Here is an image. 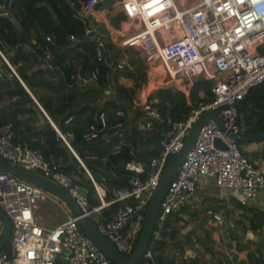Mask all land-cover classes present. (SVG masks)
Returning a JSON list of instances; mask_svg holds the SVG:
<instances>
[{
    "label": "built area",
    "instance_id": "built-area-1",
    "mask_svg": "<svg viewBox=\"0 0 264 264\" xmlns=\"http://www.w3.org/2000/svg\"><path fill=\"white\" fill-rule=\"evenodd\" d=\"M10 1L0 3V15H10ZM67 1L74 8L73 17L83 24L84 35H108L125 47L139 50L149 70L160 64L171 79L211 83L212 100L199 104L185 120L172 122L160 139L157 155L151 157L148 163L136 159L124 163V169L134 176L118 188L106 189L96 183L69 145L72 134L60 133L50 122L92 183L99 205L91 210L86 208L85 189L58 170L56 165L46 162L38 151L18 143L11 144L9 125L3 126L0 133L1 160L56 182L75 200L84 215L98 214L102 207L116 204L112 215L97 227L116 250L126 255L141 228L140 222L136 229L130 228L129 222L143 219L159 174L168 159L181 147L197 116L214 109L226 129L240 131L238 101L250 88L264 80V56L259 53V49L264 47V0H119L120 20L113 26L106 24L102 33L96 24L99 21L106 23L104 14L110 5L97 7L102 0ZM163 38L164 41H161ZM69 39L74 41L76 37L70 35ZM45 40L49 41V38L45 37ZM48 58L49 53L45 50L41 62L48 66ZM96 58L98 61L103 59L100 37H97ZM2 60L10 70L7 76L14 75L10 64L4 57ZM103 63L107 66L104 73L106 88L112 89L111 70H122L123 64L107 58ZM98 75L99 70L94 67L86 73H76L72 80L74 85L81 86L95 81ZM139 109L143 115V128L149 129L160 120L154 102L144 101ZM115 114L122 116L119 110ZM97 123L101 128L106 126L102 112L97 116ZM120 127L121 123L117 121L108 129L117 133ZM86 136H97L94 125L89 126ZM214 138L225 142V149L215 148L212 144ZM202 176H210L219 188L232 191L242 206L252 204L258 190H264V166L251 163L243 156L237 143L226 139L213 122L208 121L200 127L168 182L154 223L155 235L152 234L151 239L160 235L170 214L187 203L191 204L196 183ZM46 200L60 201L38 186L0 172V209L11 223L10 250L0 251V264H54L57 257L66 264H112L81 231L77 216L68 214L51 227L38 224L33 209L37 203ZM204 213L211 218L214 227L222 225L224 218L221 211L206 209ZM226 223L229 230H225L216 243V250L220 253L218 259L222 264L223 253L227 256L231 250L234 252L237 249V240L231 234L236 224L232 220H226ZM143 255L151 258L149 251ZM232 264L245 263L237 260Z\"/></svg>",
    "mask_w": 264,
    "mask_h": 264
},
{
    "label": "trees",
    "instance_id": "trees-1",
    "mask_svg": "<svg viewBox=\"0 0 264 264\" xmlns=\"http://www.w3.org/2000/svg\"><path fill=\"white\" fill-rule=\"evenodd\" d=\"M46 2L43 5V0H11L10 15H0V133L3 126L8 124L11 144L18 143L38 151L46 162L56 165L58 170L72 177L77 185L85 189L86 208L91 210L99 205L92 183L49 121L60 133L72 134L69 145L96 183L102 184L106 189L118 188L134 176L121 163L135 159L148 163L160 150V139L172 122L185 120L189 112L199 104L212 100L211 83L195 80L187 96L174 88H156L153 98L160 120L154 122L151 128L141 130L135 123L137 117L142 116L141 110H138V114L136 112V118L128 121L122 102H99L100 93L107 85L104 79L107 66L103 60L107 58L117 61L115 54L111 56L113 45L105 38L106 35H84L83 24L73 17L74 8L69 6L67 0ZM108 2L110 0H103L97 7L108 6ZM0 3H6V0H0ZM96 25L101 33L104 32ZM70 35L75 36L76 40L71 41ZM97 37H100L102 43L101 61L96 58ZM45 50L49 53L48 66L41 62ZM259 53L264 56V47L259 49ZM1 55L13 67L20 81L14 76L9 79L6 77L9 69ZM136 59L140 69L127 73L123 64L122 70H111V80L123 74L131 78L133 88H139L146 80L145 66L143 67L140 58ZM94 67L99 70L95 81L81 86L74 85L72 78L76 73H86ZM53 68L60 72L59 80L52 81L48 78L55 71ZM91 83L94 84L90 85ZM112 90L130 99L131 89L114 83ZM118 110L122 112V116L115 114ZM237 110L244 115L247 132L264 131V80L247 91L238 101ZM101 112L105 116L104 128L97 123V116ZM117 121L121 123V127L115 133L108 127ZM90 125H94L97 130V136L92 138L86 136ZM108 198L107 195L106 199ZM237 207L242 210L235 220L237 226L231 232L237 240L236 246L248 249L246 264H264V247L257 244V247L249 249L252 242L243 240L246 224L253 233L264 226V212L251 207L245 208L239 203ZM115 208V203L102 207L98 220L93 223L99 226L112 215ZM139 222L141 225L142 218ZM138 235L139 230L132 240L131 251L126 255L132 253ZM192 241L201 244L209 258H205L200 252L192 257H184V246L190 247ZM167 247L171 252L167 253ZM9 250L8 240L1 251ZM145 251L151 253V258L143 255L137 264H222L218 259L220 253L214 249L207 234L200 237L193 231L181 233L172 226L168 218L159 238H152ZM54 264L66 263L57 257ZM223 264L230 262L225 260Z\"/></svg>",
    "mask_w": 264,
    "mask_h": 264
},
{
    "label": "crops",
    "instance_id": "crops-1",
    "mask_svg": "<svg viewBox=\"0 0 264 264\" xmlns=\"http://www.w3.org/2000/svg\"><path fill=\"white\" fill-rule=\"evenodd\" d=\"M108 3H109L108 6L109 5L110 6L108 7V9L106 10L104 14V17L106 18V23L102 21H99L97 23L99 28L102 29V31L106 30V24L113 26L118 22V19L120 20L121 18L119 0H110V2ZM105 38L113 45L111 56L115 54L114 57L116 58V60L124 64V66H126L127 73L131 72V70L134 71L136 68L138 69L141 68L140 65L138 66L139 63L136 58H140L142 61L143 67L145 66L147 69L146 71L144 67L146 80L139 88H133L131 78L123 74H119L116 77V79H112L114 83H117L124 88L131 89V91L129 92L130 99L128 97L122 96L121 94L118 95L116 92H114V90L108 89V88L103 89L102 93H100L101 96H100L99 102L110 101V100H118L122 102L126 108V113H125L126 118L129 121V120L136 118L138 114V110H140L139 106L142 104V102L152 101L155 103V99L153 98V92L156 88H153V89L148 88L147 79L149 77V71H148L149 69L147 68L143 60L142 54L139 50L134 49V48L125 47L121 45L120 43L113 41L112 38L108 35L105 36ZM164 39L165 38H163L161 41H164ZM3 57L4 56L1 55V59H3ZM53 70L55 71L50 73L48 75V78L51 79L52 81L59 80V78L61 77L60 72L54 68ZM8 73H10V70ZM7 75L8 74H6V77L8 79L14 76L20 81L16 73L14 75H11L10 77H8ZM179 81L180 82H178L176 86L174 85L170 87L168 86V88H174L182 92L185 96H187L189 89L195 83V80L180 79ZM92 84L94 83H91L90 85ZM96 100H98V98ZM39 109L41 110L40 107ZM239 117H240V113H239ZM142 118H143V115L137 117L136 122H135L137 124V127L140 128L141 130L144 129L142 127ZM240 126H241V122H240ZM245 131L246 133H249L247 132L246 127H245ZM238 146L240 148L241 153L251 163H253L255 166H260V167L264 166V140L253 141V142H239ZM188 205L189 203L185 204L180 210L173 212L167 218L170 219L172 226L177 228V230H179V232L181 233L193 231L194 234L200 237H202L204 234H207L214 245V249H216V243L219 237L222 235V233L225 230H229L226 220H232L235 222V220L238 218L242 210L239 207H237L238 202L235 199L233 192L230 191L229 189L219 188L215 184L214 179L210 176L200 177V179L196 183L194 194L191 198V204L189 206ZM191 205L193 206L192 208H190ZM243 207L245 208L251 207V208H255L257 210H261L262 212H264V190L259 189L257 192V196L253 200L252 204L248 206H243ZM206 209L221 211L224 221L219 228L214 227L211 220L208 221L205 219V217H208L204 213ZM68 214H72V213L62 201L52 202V201L46 200V201L37 203L35 208L33 209V216H34L35 221L38 224H41L42 226H45V227H51L59 223ZM89 216L92 222L97 221L99 218L97 213H92ZM138 225H139L138 220L129 222L130 228L136 229ZM246 228H247L246 231L249 230L252 236L255 237L254 241L250 240L249 242L257 243L261 245L262 247H264V240L262 241L259 240L256 235L257 233H260L264 237V226L260 230H258L256 233H253L248 228L247 224H246ZM154 235L155 233H153V236ZM244 237H245V234H244ZM154 238H159V235H156V237ZM243 240L245 241L244 238ZM192 242L193 243L190 247L184 246V251L189 249L190 252H192V256H194L195 253L200 252L204 256H206L205 258H209V256H207L204 253L203 246H201V244L195 241H192ZM167 248H168L167 253L171 252L169 247ZM247 250H248L247 248L239 249L237 247V249L234 252H232L231 250L230 254L227 256L226 254L223 253L224 262L225 260H227L230 262V264H232L234 261L240 260L246 264L245 261H246Z\"/></svg>",
    "mask_w": 264,
    "mask_h": 264
},
{
    "label": "water",
    "instance_id": "water-1",
    "mask_svg": "<svg viewBox=\"0 0 264 264\" xmlns=\"http://www.w3.org/2000/svg\"><path fill=\"white\" fill-rule=\"evenodd\" d=\"M46 4V0H43V5ZM17 49L21 50L20 46H17ZM208 121L213 122L217 131L223 134L226 139L237 144L239 142H253L264 140V131L251 134L246 133L244 115L241 113L240 131L232 132L225 128L216 110L210 109L201 112L189 128L179 150L168 159L166 166L159 174L157 183L144 212L136 245L130 255H124L116 250V248L102 235L99 228L92 222L91 218L87 215H84L83 211L77 205L75 200L66 192L64 188H62L56 182L37 172L15 166L1 159L0 172L6 173L24 182L38 186L62 201L68 207L70 212L78 217L77 222L81 231L92 240L96 247L110 260V262H112L113 264H137L138 261L142 258L151 240L156 215L158 213L159 203L163 197L168 182L172 178L176 168L190 149L200 127ZM212 144L217 149H225V142L221 141L219 138H214ZM121 164L122 166H124V162H122ZM10 232L11 223L6 214L0 209V251L9 240ZM244 239L245 241H254L255 237L252 236L249 230H247ZM191 256L192 252H190L189 249L184 251V257Z\"/></svg>",
    "mask_w": 264,
    "mask_h": 264
},
{
    "label": "rangeland",
    "instance_id": "rangeland-1",
    "mask_svg": "<svg viewBox=\"0 0 264 264\" xmlns=\"http://www.w3.org/2000/svg\"><path fill=\"white\" fill-rule=\"evenodd\" d=\"M156 68H151L149 71V77L147 79L148 83V88L153 89V88H158V87H170V86H176L179 80L176 78H169V76L165 73V71L162 69L160 64L155 65ZM145 70L147 71L146 67ZM206 220L210 221V217H205ZM259 240H264V237L262 234L257 233L256 234ZM252 247H249V249L257 247V243H251Z\"/></svg>",
    "mask_w": 264,
    "mask_h": 264
}]
</instances>
